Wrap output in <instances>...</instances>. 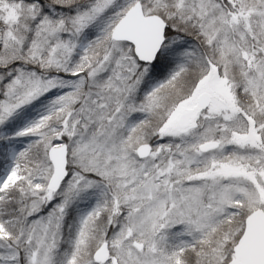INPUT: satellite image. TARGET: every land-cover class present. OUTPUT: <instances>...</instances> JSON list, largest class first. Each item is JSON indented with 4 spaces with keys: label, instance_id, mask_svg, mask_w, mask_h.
<instances>
[{
    "label": "snow or ice",
    "instance_id": "6c2138e0",
    "mask_svg": "<svg viewBox=\"0 0 264 264\" xmlns=\"http://www.w3.org/2000/svg\"><path fill=\"white\" fill-rule=\"evenodd\" d=\"M0 264H264V0H0Z\"/></svg>",
    "mask_w": 264,
    "mask_h": 264
},
{
    "label": "rangeland",
    "instance_id": "374dc122",
    "mask_svg": "<svg viewBox=\"0 0 264 264\" xmlns=\"http://www.w3.org/2000/svg\"><path fill=\"white\" fill-rule=\"evenodd\" d=\"M2 152H3V145H0V156H2Z\"/></svg>",
    "mask_w": 264,
    "mask_h": 264
}]
</instances>
